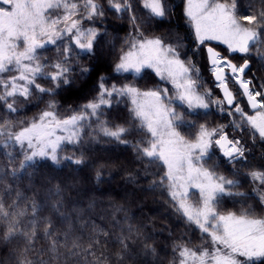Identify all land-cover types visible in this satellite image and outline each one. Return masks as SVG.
I'll use <instances>...</instances> for the list:
<instances>
[{"label":"snow or ice","instance_id":"1","mask_svg":"<svg viewBox=\"0 0 264 264\" xmlns=\"http://www.w3.org/2000/svg\"><path fill=\"white\" fill-rule=\"evenodd\" d=\"M0 156V264H264V0H0Z\"/></svg>","mask_w":264,"mask_h":264},{"label":"trees","instance_id":"2","mask_svg":"<svg viewBox=\"0 0 264 264\" xmlns=\"http://www.w3.org/2000/svg\"><path fill=\"white\" fill-rule=\"evenodd\" d=\"M117 23H126L125 21H117ZM168 26L165 25L164 28H167ZM164 29L162 28L160 31H163ZM129 31V28L125 27L122 31L119 32V36L120 37H124L127 32ZM223 48V47H222ZM223 50V49H222ZM253 71L256 72L257 75H260V72L257 71L256 68H253ZM205 78H207L210 81L209 75L207 72L204 73ZM91 87V82H84L81 83L78 89H74L72 92L70 93H66L65 96L63 97V99L66 101V103H73L74 101H82V94L83 92ZM43 105H41L42 107ZM39 109L33 107L31 108V110L27 111V112H22L21 116H32L33 114H35ZM214 119H216L217 122H222L224 121V119H221L219 116L215 117ZM88 155L93 159V160H97V161H105L106 158L108 157H112L115 158L116 156L120 155L122 158L127 157V158H131V154L130 153H120L117 151L112 150L111 148H106L103 144L101 145H97L95 146L94 151L88 153ZM256 155L257 157H259L260 155V149L258 148L256 150ZM3 159V157H1ZM91 171V170H90ZM94 174V172H93ZM105 175H107V173H105ZM121 180V177H117V182L119 183ZM107 185H103L102 187H106ZM245 190H247V185L244 187ZM114 199L119 202V203H123V201L119 198V197H114ZM160 201H163V203H161ZM254 202V201H253ZM255 203V202H254ZM140 204L142 205V209H143V215H140L137 206L135 204L132 205V211L133 212H137L138 215V219L136 221H134L135 223H139L141 221H144L146 223H150L152 225H154V228L156 231H163L164 235L167 236L168 235V230L171 229L173 234H174V238L181 236L182 234H187L188 237L192 238V245L191 246H196L199 245L201 243V241L199 239L196 238V236L199 235V233H196L195 235L193 234L192 230L185 228L184 225L182 223L177 224L176 221V217L174 215H169L170 209L167 206V198L166 197H162V196H156V197H149L147 200L141 201ZM108 202L105 198V202L101 205H98V207L96 208V213L97 214H101L102 209L103 208H107ZM145 217H148L150 219H145ZM95 218V217H93ZM98 224H100L101 222L99 220L96 221ZM165 225H167L168 227L165 228ZM101 226L103 227L104 225L101 224ZM159 239L161 241L164 240V237L161 236L159 237ZM165 243H167L169 245V252L167 253L166 259H171V251H170V243L166 241ZM4 253L2 250H0V256H3Z\"/></svg>","mask_w":264,"mask_h":264},{"label":"rangeland","instance_id":"3","mask_svg":"<svg viewBox=\"0 0 264 264\" xmlns=\"http://www.w3.org/2000/svg\"><path fill=\"white\" fill-rule=\"evenodd\" d=\"M223 48L221 47V51H223L222 50ZM205 80L207 81V84H208V87H212V84H211V80L209 81L207 78H205ZM246 110H248V109H246ZM220 123H227V120L226 119H224V121H222V122H220ZM2 156H0V160H2V158H1ZM227 174V173H226ZM241 190H245L244 188L243 189H241ZM196 198L195 197H193V200H195ZM250 203H254L253 201H250ZM238 208H239V205H232V204H227V205H225L223 208H222V211H227V210H233V211H235V210H238ZM259 209H257V213L259 214Z\"/></svg>","mask_w":264,"mask_h":264}]
</instances>
